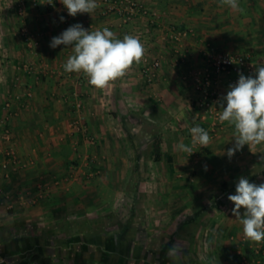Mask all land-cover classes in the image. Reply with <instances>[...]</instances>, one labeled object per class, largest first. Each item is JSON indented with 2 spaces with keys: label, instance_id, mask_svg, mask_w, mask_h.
<instances>
[{
  "label": "crops",
  "instance_id": "crops-1",
  "mask_svg": "<svg viewBox=\"0 0 264 264\" xmlns=\"http://www.w3.org/2000/svg\"><path fill=\"white\" fill-rule=\"evenodd\" d=\"M25 1L20 16L17 0H0V161L9 126L27 163L0 177V264H28L36 253L50 264H257L258 243L241 244L243 225L227 197L241 176L264 183V142L229 158L234 124L212 132L183 75L204 64L207 43L264 67V0H238L239 9L222 0H138L156 14L129 22L103 13L101 0L75 17L60 0L53 8ZM77 23L119 39L142 35V60L104 89L83 71L65 72L72 47L50 42ZM24 26L41 36L33 50ZM173 27L192 29L178 63ZM155 57L160 67L149 82L141 68ZM238 76L220 75L221 100ZM16 93L21 99L6 107ZM202 125L210 143L193 146L191 156L179 151L181 142L192 146L190 129Z\"/></svg>",
  "mask_w": 264,
  "mask_h": 264
},
{
  "label": "clouds",
  "instance_id": "clouds-1",
  "mask_svg": "<svg viewBox=\"0 0 264 264\" xmlns=\"http://www.w3.org/2000/svg\"><path fill=\"white\" fill-rule=\"evenodd\" d=\"M60 2L72 17L90 14L99 7L96 0ZM222 3L232 9H239L238 0H222ZM60 45L72 47L73 50V55L63 66L64 71H83L89 84L97 89H104L123 77L133 63H140L145 54L143 44L133 35H125L123 39H119L108 28L90 31L79 23L52 38L51 48ZM220 108L223 109L220 121L233 123L237 133L234 147L229 148L226 153L229 158L244 145L264 142V67H259L252 75L240 73L238 81L229 86L227 94L220 101ZM190 132L192 146L182 142L177 145L179 151L186 152L189 156L194 153L193 146L199 144L206 147L211 140L208 131L202 127L194 126ZM227 198L234 204L232 214L243 225L245 238L258 244L264 242V183H250L241 176L236 182L235 194L228 195Z\"/></svg>",
  "mask_w": 264,
  "mask_h": 264
},
{
  "label": "built area",
  "instance_id": "built-area-1",
  "mask_svg": "<svg viewBox=\"0 0 264 264\" xmlns=\"http://www.w3.org/2000/svg\"><path fill=\"white\" fill-rule=\"evenodd\" d=\"M8 2V0H4ZM58 0H44V4L48 8H53L56 6ZM104 4L103 13H115L119 15L124 22H129L133 20L136 16H153L156 13L150 12V10L143 5L138 0H101ZM37 2H35L36 4ZM25 0H17V13L18 15H23L25 13ZM192 32V29L188 28H172L169 32V37L175 42V52L176 61L178 63L185 59V51L183 49L185 41ZM21 34L25 40L28 48L32 50L39 46L41 42V36L38 32L33 31L27 26L21 29ZM141 42L143 41V36L136 34V36ZM144 44V43H142ZM34 65L32 63H27L24 68L29 71L33 69ZM160 67V59L155 57L150 61L146 60L145 64L142 66L141 71L143 77L149 81L153 82L157 76V71ZM256 70V63L251 59L249 54L232 52L227 50H219L213 47L211 44L207 43L204 52V64L195 70L184 74V79H190L193 82L195 91L198 93L197 105L204 108L207 116L210 119V128L212 132H216L222 127L223 122L220 121L219 117L223 111L220 108V95L218 92V80L221 74L229 73H243L245 76L254 74ZM239 76L237 78V81ZM27 97H31L32 91L28 90L26 92ZM21 99V94L16 93L5 102L6 107H10L12 100ZM80 102H77V106H80ZM208 131L206 126H200ZM3 138L7 142L5 147L2 149L4 158L0 161V177L5 178L10 175V171L13 169H19L25 167L27 163L23 161L13 144V133L9 126H4ZM198 145V144H197ZM193 147V151H194ZM241 244H245L249 240L245 238L242 233L239 237ZM256 261L257 264H264V242H261L255 246ZM243 262L248 261V257L243 254V251H239Z\"/></svg>",
  "mask_w": 264,
  "mask_h": 264
},
{
  "label": "trees",
  "instance_id": "trees-1",
  "mask_svg": "<svg viewBox=\"0 0 264 264\" xmlns=\"http://www.w3.org/2000/svg\"><path fill=\"white\" fill-rule=\"evenodd\" d=\"M50 262V257L36 253L30 257V262L28 264H50Z\"/></svg>",
  "mask_w": 264,
  "mask_h": 264
},
{
  "label": "rangeland",
  "instance_id": "rangeland-1",
  "mask_svg": "<svg viewBox=\"0 0 264 264\" xmlns=\"http://www.w3.org/2000/svg\"><path fill=\"white\" fill-rule=\"evenodd\" d=\"M5 62L1 61V64H4ZM6 64V63H5ZM8 65V64H7ZM3 66V65H1ZM4 67V66H3ZM10 67L7 68V70H9Z\"/></svg>",
  "mask_w": 264,
  "mask_h": 264
}]
</instances>
